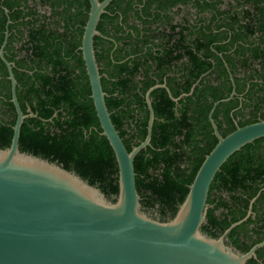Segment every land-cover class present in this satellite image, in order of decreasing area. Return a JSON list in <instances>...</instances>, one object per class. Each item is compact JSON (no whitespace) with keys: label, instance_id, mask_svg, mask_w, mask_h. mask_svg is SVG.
<instances>
[{"label":"trees","instance_id":"obj_1","mask_svg":"<svg viewBox=\"0 0 264 264\" xmlns=\"http://www.w3.org/2000/svg\"><path fill=\"white\" fill-rule=\"evenodd\" d=\"M21 1L0 0V49L11 18L5 56L14 63L22 111L28 114L30 108L35 115L22 125L20 149L75 171L113 199L119 194V165L102 135L80 49L90 3L41 0L50 14L37 17L31 9L25 20ZM236 1L241 13L233 4L222 10V0H114L98 25L103 36L95 38V51L106 104L128 151L147 136L148 90L166 84L172 96L180 98L175 102L165 88L152 92L151 145L134 161L141 204L146 211L157 212L163 222L175 217L201 164L218 142L209 114L216 102L233 91L229 70L237 93L246 95L244 107H255L251 118L241 120L239 126L264 120V0ZM190 3L198 19L191 23L186 15L177 21L183 9H174ZM247 5H253L252 10L244 8ZM205 13L210 16L204 17ZM191 29L195 38L187 41ZM0 77V149H5L11 145L17 113L1 57ZM236 99L219 104L213 115L223 136L236 129L231 115ZM220 117L229 125L224 132ZM262 187L264 138L244 146L217 173L202 231L220 237L246 217L250 201ZM263 208L264 191L253 206L256 221L251 216L236 226L226 243L247 253L264 241ZM254 221L261 224L251 228ZM257 256L264 260V247ZM248 264L259 263L252 258Z\"/></svg>","mask_w":264,"mask_h":264},{"label":"water","instance_id":"obj_2","mask_svg":"<svg viewBox=\"0 0 264 264\" xmlns=\"http://www.w3.org/2000/svg\"><path fill=\"white\" fill-rule=\"evenodd\" d=\"M88 1L90 12L80 49L102 135L119 165V194L113 197L114 202L75 171L21 151V128L30 116L24 114L17 97L14 63L5 57L7 30L0 57L7 67L17 118L10 147L0 149V264H248L264 241L247 253L225 241L232 229L250 217L255 199L247 216L220 237L209 236L202 227L207 222L208 196L215 176L232 155L264 138V120L237 126L222 136L213 115L218 105L231 97L216 102L209 119L218 142L201 164L175 217L163 222L147 213L137 189L134 161L151 145L155 121L151 94L165 88L175 102L180 98H174L166 84L148 90L147 136L128 151L106 104L95 51V38L103 36L99 22L113 0Z\"/></svg>","mask_w":264,"mask_h":264},{"label":"flooded vegetation","instance_id":"obj_3","mask_svg":"<svg viewBox=\"0 0 264 264\" xmlns=\"http://www.w3.org/2000/svg\"><path fill=\"white\" fill-rule=\"evenodd\" d=\"M41 0H27L26 2L24 1V0H22L21 1V3L23 4L21 7L22 8H26L25 9V12H24V14H27L28 12H30V10L32 9V10H36L37 11V17H42L44 14H47V15H49L50 14V7L48 6V5H46V4H43L42 2H40ZM114 1V0H113ZM230 4H233V5H235V6H237L239 3H238V1H236V0H222V3L220 4V7H221V9L222 10H224V9H226V8H228L229 7V5ZM178 8H182L183 9V11L181 12V13H179V14H177V17H176V19H177V21H179V20H182L183 18H185L186 17V15H189L188 16V19L190 20V22L191 23H194L197 19H198V14H197V10L195 9V8H193V4L192 3H190V4H188V6L187 7H185V6H180V5H178V7L177 8H175L174 10L176 11ZM244 8H246V9H251L252 10V8H253V5L252 6H249V5H247V6H245ZM5 9V13L7 14V16L8 17H10V13H9V10L8 9H6V8H4ZM236 10H237V12L238 13H241V11H242V7L241 6H239L238 5V7L236 8ZM118 13H120V12H118ZM207 16H210V14H204V17H207ZM243 17V15H241L240 14V18H242ZM30 18V14H27L26 15V17H25V20H28ZM8 22H10V23H8ZM8 22H7V24H6V31H5V37H6V32H7V30L9 31V37H8V41H9V38H10V35H11V32H10V30H9V25L12 23V21H11V18L8 20ZM8 27V28H7ZM193 30L194 29H191V30H188L187 32H186V39H187V41H191V40H193L194 38H195V36H194V34H193ZM218 30H216L215 32H217ZM5 40V39H4ZM4 42V41H3ZM8 44V43H7ZM7 46V45H6ZM15 46L16 47H20L19 45H17V44H15ZM2 47V46H1ZM6 49V48H5ZM1 50V49H0ZM6 57V56H5ZM7 59V58H6ZM229 72H230V80H231V82L233 83V91L231 92V95L227 98V99H229L230 97H231V99H229L228 101H230V100H232L233 98H237L236 99V102L238 103V105L231 111V115L233 116V124L236 126V128H237V126H239V122L241 121V120H248V119H250L251 117H250V111L251 110H255V107L254 106H249V107H244L245 105H246V98H245V93H237V91H236V86H235V80H234V76H233V74L231 73V71L229 70ZM238 77H240V76H243V74H238L237 75ZM202 78L204 77V76H201ZM1 78V77H0ZM232 78H233V80H232ZM8 79H9V76H8ZM200 80H198V82H199ZM234 90H235V94H233V92H234ZM1 98H3V96L1 97ZM11 99H12V92H11ZM12 102V101H11ZM227 102V101H226ZM27 111H28V114L27 115H29L30 117H34V116H31L32 115V113H31V111H29V108L27 109ZM240 111H242L243 112V115H241V113H240ZM211 112V111H210ZM215 113V112H214ZM256 113H257V115L259 116L260 114H261V111H256ZM210 115V114H209ZM29 117V118H30ZM243 117H245L244 119H243ZM210 120V119H209ZM220 120L222 121V129H223V132L228 128V126L229 125H227L226 123H224L223 122V117H220ZM217 124V123H216ZM218 126V125H217ZM218 129H219V127H218ZM220 131V130H219ZM221 133V132H220ZM214 134V133H213ZM222 135V134H221ZM215 136V135H214ZM223 136V135H222ZM216 137V136H215ZM264 191V187H262V189L259 191V195L255 198L254 197V199H255V201L253 202V204H252V214L250 215V217L252 216V218H253V220H255L256 221V214L253 212V206H254V204L257 202V200H258V198L260 197V195H261V193ZM224 197H227V195L226 194H224ZM251 202H252V200L250 201V204H249V209H248V212H249V210H250V206H251ZM257 208H259L260 206L259 205H257L256 206ZM248 212H247V214H248ZM261 212L264 214V208H263V210H261ZM247 214H246V216H247ZM154 217L155 218H158V219H160V216L158 217V216H155L154 215ZM253 222L252 224H251V228H255L256 227V223H257V225L258 224H261V222ZM226 239H227V237H226ZM226 242V241H225ZM264 247V246H263ZM262 248V247H261ZM259 250V249H258ZM257 250V251H258ZM256 260H257V262L259 263V264H264L263 262H264V260H262V259H259L258 258V256L255 258ZM251 260V259H250ZM249 260V261H250Z\"/></svg>","mask_w":264,"mask_h":264},{"label":"rangeland","instance_id":"obj_4","mask_svg":"<svg viewBox=\"0 0 264 264\" xmlns=\"http://www.w3.org/2000/svg\"><path fill=\"white\" fill-rule=\"evenodd\" d=\"M147 213H149V214H151V213H152V214H155V215H156V213H157V212H153V211H147Z\"/></svg>","mask_w":264,"mask_h":264}]
</instances>
